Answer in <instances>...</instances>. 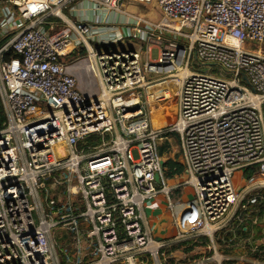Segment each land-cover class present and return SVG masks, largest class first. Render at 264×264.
I'll list each match as a JSON object with an SVG mask.
<instances>
[{
    "label": "built area",
    "instance_id": "built-area-1",
    "mask_svg": "<svg viewBox=\"0 0 264 264\" xmlns=\"http://www.w3.org/2000/svg\"><path fill=\"white\" fill-rule=\"evenodd\" d=\"M126 1L0 0V264H62L67 247L90 249L91 264H165V245L143 227L146 203L166 193L184 241L226 217L237 170L264 176V0H154L161 21L135 22L136 49L72 18L88 2L114 22ZM193 58L224 75L192 70ZM173 100L169 126L155 128L150 106ZM167 134L180 135L183 184L194 187L179 212L156 186ZM207 262L224 264L216 254L195 264Z\"/></svg>",
    "mask_w": 264,
    "mask_h": 264
},
{
    "label": "crops",
    "instance_id": "crops-1",
    "mask_svg": "<svg viewBox=\"0 0 264 264\" xmlns=\"http://www.w3.org/2000/svg\"><path fill=\"white\" fill-rule=\"evenodd\" d=\"M136 3L140 5L137 6ZM151 6L153 8L145 3L130 0L125 2L123 10L128 13V11L132 12L137 9L139 11L136 10L135 12L140 20L151 21L152 13L157 10L153 2H151ZM82 9V13H76L77 15H72V18L74 20L87 18L93 22L94 31L99 32L94 36L95 38L105 37V40H109L121 36L122 38L120 37L118 41V49H136L139 47L140 43L131 38L129 34L131 29L128 26H123L130 16L122 14L119 17L122 18V26L119 27L115 26L113 22L105 21L106 23H102L100 18L102 15L94 14L92 6L88 2H85ZM116 15L117 13L108 14L110 16L108 19L117 22L119 18ZM170 105L176 112L177 102L173 100L167 102L166 106H161V110L156 109L158 113H153V126L155 128L169 126L167 118L169 112L172 111L169 108ZM157 145L162 158V171L159 173V180H156V186L160 191L166 186L173 192L172 199L176 211L179 212L194 197V187L183 184L186 171L183 164L180 135H164L158 140ZM259 174L254 166L237 170L234 173L233 181L238 192V200L226 217L214 224L213 233L210 235L200 234L180 241L177 239L178 229L174 224L173 210L170 208L168 195L161 191L153 201L146 203L142 211L143 227L155 240L165 245L163 248L167 255L165 263L195 264L197 260L215 254L221 256L224 264H253L254 261L264 260V244L260 247L257 245L252 247L254 245L252 240H264V191L258 190L260 186H263V180L259 179L261 175ZM252 196L261 197L258 204L248 205L247 202ZM241 244L244 245L245 249L246 245H249L248 249L252 247L250 253L233 250L234 246ZM192 246L194 247L192 248ZM188 248L192 249L188 251ZM89 250L87 249L82 256L77 255L76 262L91 264L95 258L88 255ZM142 261L145 264H150L146 258H142ZM206 264L211 263L207 262Z\"/></svg>",
    "mask_w": 264,
    "mask_h": 264
},
{
    "label": "rangeland",
    "instance_id": "rangeland-1",
    "mask_svg": "<svg viewBox=\"0 0 264 264\" xmlns=\"http://www.w3.org/2000/svg\"><path fill=\"white\" fill-rule=\"evenodd\" d=\"M130 1V0H129ZM138 2V1H137ZM140 3H145L146 5H150V8H153L151 6V2L152 0H140L139 1ZM137 6H139L140 4L139 3H136ZM135 11L137 9H134ZM124 11V10H123ZM135 11H128L127 14H129L128 16L129 17V20L125 21V23L127 24H123V26H128V28L132 29L134 26H135V22H139L140 26L142 28H150L152 27V25H156L160 22L161 18H162V15L160 13V10L157 6V10L154 11L152 13L153 16L150 17V20L151 21H146V20H140L138 14L135 12ZM139 10H137L138 12ZM8 12V11H7ZM12 12V9L10 8L9 9V13ZM125 12V11H124ZM127 12V11H126ZM123 13H117L116 17L119 18L122 16ZM15 16L18 17L17 13H15ZM126 16V15H125ZM5 18L2 17V22L4 21ZM122 18H119L117 19V22H113V24L115 26H122ZM138 20V21H137ZM146 21V22H145ZM9 38V35H0V46ZM253 49H257V46H253ZM159 56V53H158V49H154L153 52H152V59L153 60H156ZM76 54L73 55L71 58H70V62L73 61L75 58H76ZM191 68L192 70L194 71H197V72H201V73H212V74H217V75H224V72L220 71V68H218L217 66L215 65H206V64H203V63H200L198 62L195 58L192 59L191 61ZM177 81L176 80H173V86L176 88L177 87ZM152 108V113L155 114V112H157L156 108L153 107V106H150ZM158 110H161V107L158 108ZM160 112V111H159ZM158 113V112H157ZM161 113V112H160ZM107 136H110V135H107ZM62 177H64V175H67V173H64L63 174H60ZM260 175V174H259ZM260 180H264V176L260 175L259 177ZM260 188V189H259ZM258 188V190H263L264 191V186H260ZM59 190V196L63 199V196H64V190L65 188L62 186V185H56V187L54 188V192H57ZM254 192V191H253ZM35 216L37 217V213L35 212ZM254 243V246H258L260 247L262 244H264V240H252ZM56 244H59L61 246V250H65L66 249V246H64L66 243L61 241V240H58L56 239L54 241ZM68 246V245H67ZM248 246L249 245H246V249L244 247L243 244L239 245V246H234L233 250H235V252H249L251 251V248L248 249ZM260 249V248H259ZM65 254L64 252H61V251H58V254L61 256L62 254V257H60L61 260V263L62 264H75L76 262V255L74 252L71 251V248L70 247H67V250H65ZM67 254V255H66ZM166 264V263H165Z\"/></svg>",
    "mask_w": 264,
    "mask_h": 264
},
{
    "label": "trees",
    "instance_id": "trees-1",
    "mask_svg": "<svg viewBox=\"0 0 264 264\" xmlns=\"http://www.w3.org/2000/svg\"><path fill=\"white\" fill-rule=\"evenodd\" d=\"M5 120H6L5 114H4V112H3V109L0 107V128H2V126H3L4 122H5ZM87 141H88L89 143H91V144H98L99 141H100V138L97 137V136H94V137L89 138ZM193 247H194V246H192V248H193ZM192 248H188V251H190V249H192Z\"/></svg>",
    "mask_w": 264,
    "mask_h": 264
},
{
    "label": "water",
    "instance_id": "water-1",
    "mask_svg": "<svg viewBox=\"0 0 264 264\" xmlns=\"http://www.w3.org/2000/svg\"><path fill=\"white\" fill-rule=\"evenodd\" d=\"M156 180H159V173L156 174Z\"/></svg>",
    "mask_w": 264,
    "mask_h": 264
},
{
    "label": "bare ground",
    "instance_id": "bare-ground-1",
    "mask_svg": "<svg viewBox=\"0 0 264 264\" xmlns=\"http://www.w3.org/2000/svg\"><path fill=\"white\" fill-rule=\"evenodd\" d=\"M152 2L154 3V5L157 7V4L155 3V1L154 0H152ZM58 11V10H57Z\"/></svg>",
    "mask_w": 264,
    "mask_h": 264
}]
</instances>
